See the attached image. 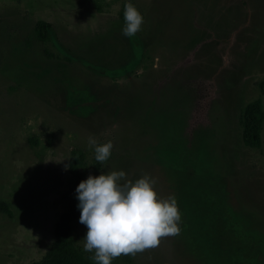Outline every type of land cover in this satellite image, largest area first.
<instances>
[{
  "label": "rangeland",
  "instance_id": "obj_1",
  "mask_svg": "<svg viewBox=\"0 0 264 264\" xmlns=\"http://www.w3.org/2000/svg\"><path fill=\"white\" fill-rule=\"evenodd\" d=\"M98 1L0 0V201L14 213L0 214V264L48 251L74 151L85 179L148 175L176 199L179 233L112 264H264V127L250 149L238 126L264 101V0ZM126 2L144 18L131 39ZM89 136L113 143L98 169ZM86 230L75 227L82 248Z\"/></svg>",
  "mask_w": 264,
  "mask_h": 264
},
{
  "label": "clouds",
  "instance_id": "obj_2",
  "mask_svg": "<svg viewBox=\"0 0 264 264\" xmlns=\"http://www.w3.org/2000/svg\"><path fill=\"white\" fill-rule=\"evenodd\" d=\"M123 20L121 35L128 39L141 30L144 22L130 2L124 5ZM87 144L100 165L112 155L111 141L100 144L89 136ZM155 184L156 180L148 175L128 180L123 170L89 175L78 183V222L87 229L81 239L83 251L94 253L89 257L94 264H112L122 254L134 256L158 246L160 238L179 233L181 214L176 199L171 195L158 197Z\"/></svg>",
  "mask_w": 264,
  "mask_h": 264
},
{
  "label": "trees",
  "instance_id": "obj_3",
  "mask_svg": "<svg viewBox=\"0 0 264 264\" xmlns=\"http://www.w3.org/2000/svg\"><path fill=\"white\" fill-rule=\"evenodd\" d=\"M92 1L97 10L100 11V2L98 0ZM123 11L124 8L120 11L119 19L124 24ZM51 29L52 26L49 23L45 21L37 22L34 29L37 42L43 45L50 44L52 40ZM260 90L262 97H264V84H261ZM238 126L242 143L246 148L260 149L262 147L264 127L263 98L241 109ZM32 143L34 142L32 141ZM85 159L86 156L81 151H74L72 153L69 171L74 177V184L63 197L66 203V211L61 215L59 222L55 226L54 240L48 251L40 261L34 264H94L93 260L89 258L94 254L83 251V248L79 244L78 236L75 233V227L77 225H83L78 222L80 212L76 207L78 201L75 199V188L81 180L85 179L84 173L82 172L86 165ZM96 167L98 169L101 165L96 164ZM0 214L6 215L10 219L14 217L11 205L5 201H0Z\"/></svg>",
  "mask_w": 264,
  "mask_h": 264
}]
</instances>
